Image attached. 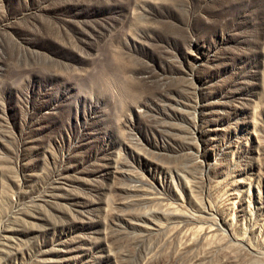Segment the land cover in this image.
Returning a JSON list of instances; mask_svg holds the SVG:
<instances>
[{
	"label": "rangeland",
	"instance_id": "1",
	"mask_svg": "<svg viewBox=\"0 0 264 264\" xmlns=\"http://www.w3.org/2000/svg\"><path fill=\"white\" fill-rule=\"evenodd\" d=\"M262 247L264 0H0V264Z\"/></svg>",
	"mask_w": 264,
	"mask_h": 264
},
{
	"label": "bare ground",
	"instance_id": "2",
	"mask_svg": "<svg viewBox=\"0 0 264 264\" xmlns=\"http://www.w3.org/2000/svg\"><path fill=\"white\" fill-rule=\"evenodd\" d=\"M250 252L248 251V254H251V258H250L251 259V263L250 264H264V262L260 259L261 255L264 254V248L263 247L260 248L258 251L254 250V249H251ZM252 255L254 257H252ZM247 263H249V262H247Z\"/></svg>",
	"mask_w": 264,
	"mask_h": 264
}]
</instances>
